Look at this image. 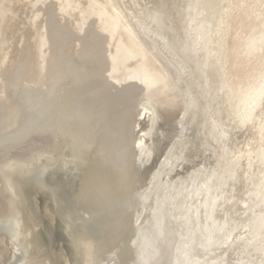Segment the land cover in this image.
<instances>
[{
    "label": "water",
    "instance_id": "95a60500",
    "mask_svg": "<svg viewBox=\"0 0 264 264\" xmlns=\"http://www.w3.org/2000/svg\"><path fill=\"white\" fill-rule=\"evenodd\" d=\"M174 0H0V264H264V128L198 154Z\"/></svg>",
    "mask_w": 264,
    "mask_h": 264
},
{
    "label": "rangeland",
    "instance_id": "374dc122",
    "mask_svg": "<svg viewBox=\"0 0 264 264\" xmlns=\"http://www.w3.org/2000/svg\"><path fill=\"white\" fill-rule=\"evenodd\" d=\"M166 19L198 154L251 156L264 128V0H174Z\"/></svg>",
    "mask_w": 264,
    "mask_h": 264
}]
</instances>
